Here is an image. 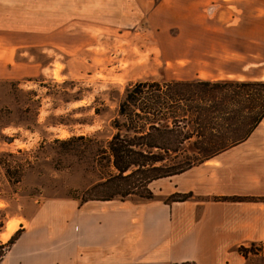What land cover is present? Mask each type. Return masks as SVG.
<instances>
[{
    "label": "rangeland",
    "instance_id": "1",
    "mask_svg": "<svg viewBox=\"0 0 264 264\" xmlns=\"http://www.w3.org/2000/svg\"><path fill=\"white\" fill-rule=\"evenodd\" d=\"M18 1L4 5L2 11L0 161L21 164L23 174L21 182L12 185L0 169V209L7 214L0 243L9 240L1 238L7 222L15 220L17 230L25 228L23 243L43 254L51 253L54 243L52 250L59 249L60 239L69 232L66 227L74 226L79 202L92 196L88 190L93 185L114 173L106 147L115 133L112 121H121L118 105L126 89L137 83L242 78L225 77L224 71L236 69L204 62L201 56L188 63L186 44L171 38L172 29L157 36L147 21L137 20L136 6L124 5L123 0L98 5L91 4L93 0H66L65 11L63 3ZM59 12H66V23L59 21ZM197 141L195 137L183 141L188 155ZM184 154L174 160L171 155L155 166L184 167ZM257 174L264 178V121L247 143L216 163L195 162L143 190L145 179L134 176L120 182L119 192L128 189L127 184L138 186L136 195L123 199L136 204L150 201L139 195L147 190L151 201L165 203H171V196L178 199L189 193L203 200L264 203V196L248 194L258 184L264 190V179L257 181ZM185 184L193 191L177 190V185ZM120 202L117 196L110 205ZM240 248L245 264H264V241Z\"/></svg>",
    "mask_w": 264,
    "mask_h": 264
},
{
    "label": "crops",
    "instance_id": "2",
    "mask_svg": "<svg viewBox=\"0 0 264 264\" xmlns=\"http://www.w3.org/2000/svg\"><path fill=\"white\" fill-rule=\"evenodd\" d=\"M47 1L48 5L63 3L66 10V0ZM12 3L0 0V30L4 5ZM123 4L136 6L137 20L147 21L157 36L172 29L171 38L186 44L188 63L201 56L204 62L236 69L224 71L225 77L264 81V0H123ZM58 19L66 23V12H59ZM247 142L203 165L218 162ZM255 177L264 179L260 174ZM176 187L193 191L187 184ZM248 194L264 196V190L258 184ZM197 197L193 194L186 201L171 203L120 202L118 206H111L112 201L84 203L77 207L74 226L66 227L69 232L60 239L59 249L52 250L54 243L49 246L51 253L36 254V248L21 240L26 233L23 228L0 264H245L238 249L264 241V203Z\"/></svg>",
    "mask_w": 264,
    "mask_h": 264
},
{
    "label": "trees",
    "instance_id": "3",
    "mask_svg": "<svg viewBox=\"0 0 264 264\" xmlns=\"http://www.w3.org/2000/svg\"><path fill=\"white\" fill-rule=\"evenodd\" d=\"M117 113L121 121L118 118L112 121L115 133L106 147L114 173L93 185L88 190L92 196L81 200L78 206L89 201H114L117 196L123 202L127 196L138 193V186L133 184L132 188L127 184L129 188L119 192L122 181L142 176L146 185L141 189H147V184L154 180L183 173L195 162L202 164L247 141L264 119V81L193 79L164 84L137 83L126 89ZM160 122L165 124L160 125ZM190 125L192 130H189ZM194 137L198 141L192 144V154L188 155L183 141ZM17 152L26 154L21 150ZM181 153H185L182 155L184 167L155 166L171 155L174 160ZM0 169L12 185L21 182V164L13 166L4 160L0 161ZM147 172L150 175H146ZM139 195L148 200L153 198L148 190ZM190 197L189 193L178 199L171 196L168 200L183 202ZM6 219V212L0 209V228ZM22 232L23 229H19L5 244L0 243V261Z\"/></svg>",
    "mask_w": 264,
    "mask_h": 264
},
{
    "label": "bare ground",
    "instance_id": "4",
    "mask_svg": "<svg viewBox=\"0 0 264 264\" xmlns=\"http://www.w3.org/2000/svg\"><path fill=\"white\" fill-rule=\"evenodd\" d=\"M18 223L15 220H10L6 224V233L2 235V242H6L18 229Z\"/></svg>",
    "mask_w": 264,
    "mask_h": 264
}]
</instances>
